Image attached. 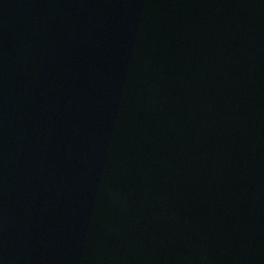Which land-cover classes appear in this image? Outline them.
<instances>
[{"label": "water", "instance_id": "obj_1", "mask_svg": "<svg viewBox=\"0 0 264 264\" xmlns=\"http://www.w3.org/2000/svg\"><path fill=\"white\" fill-rule=\"evenodd\" d=\"M0 264H264V0H0Z\"/></svg>", "mask_w": 264, "mask_h": 264}]
</instances>
